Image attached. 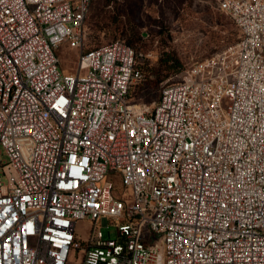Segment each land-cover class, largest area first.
Returning a JSON list of instances; mask_svg holds the SVG:
<instances>
[{"label": "built area", "instance_id": "obj_1", "mask_svg": "<svg viewBox=\"0 0 264 264\" xmlns=\"http://www.w3.org/2000/svg\"><path fill=\"white\" fill-rule=\"evenodd\" d=\"M214 1L239 41L152 108L142 54L88 46L93 0H0V264H264V0Z\"/></svg>", "mask_w": 264, "mask_h": 264}, {"label": "rangeland", "instance_id": "obj_2", "mask_svg": "<svg viewBox=\"0 0 264 264\" xmlns=\"http://www.w3.org/2000/svg\"><path fill=\"white\" fill-rule=\"evenodd\" d=\"M85 24L90 48L117 40L132 41V48L142 54V64L152 78L133 90L131 99L152 108L164 86L177 82L187 69L239 41L236 25L214 0H93ZM58 56L60 69L73 73L76 52L62 48ZM169 57L171 61L167 63ZM106 179L114 183L117 193H131L120 178L110 175ZM94 227L88 220L78 221L77 243L86 245ZM96 228L105 239H117L112 219L107 225L99 220ZM78 255L72 251V264H77Z\"/></svg>", "mask_w": 264, "mask_h": 264}, {"label": "trees", "instance_id": "obj_3", "mask_svg": "<svg viewBox=\"0 0 264 264\" xmlns=\"http://www.w3.org/2000/svg\"><path fill=\"white\" fill-rule=\"evenodd\" d=\"M126 43V42H125ZM127 45L131 46L132 41L129 40V42L126 43ZM132 47V46H131ZM171 61L170 57L167 58V63H169ZM141 69L144 72L146 79H151L152 78V74H149L148 71L145 69L144 64L141 65Z\"/></svg>", "mask_w": 264, "mask_h": 264}]
</instances>
